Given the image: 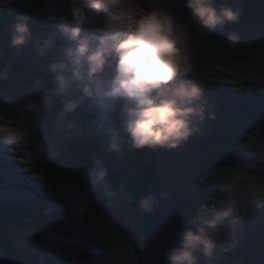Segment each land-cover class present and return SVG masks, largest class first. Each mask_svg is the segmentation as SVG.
<instances>
[{"label":"rangeland","instance_id":"374dc122","mask_svg":"<svg viewBox=\"0 0 264 264\" xmlns=\"http://www.w3.org/2000/svg\"><path fill=\"white\" fill-rule=\"evenodd\" d=\"M139 2L145 8L152 6L151 0ZM155 2L178 15L185 11L183 0ZM221 5L242 9L240 20L207 37L193 31L200 43L197 67L189 78L203 85L206 101V119L195 138L172 150H127L130 159L145 151L156 154L160 181L178 197L196 193L197 198L201 193L218 191L212 199L203 196L209 197L203 203L193 200L196 217L187 230L195 231L203 219L212 218L231 202L233 211L218 225L220 237L213 256L208 258L198 251L199 264H264V141L256 132L246 134L254 112L264 109V0H214V6ZM51 6L53 9H48ZM66 8L67 0H0V20L12 24L23 13L29 17L33 33V41L19 52L9 45L10 29L7 36L2 35L0 64L19 65L21 71L15 72L10 86L0 89V113L13 116L23 112L29 118L38 117L37 140L43 141L46 154L57 153L48 163L41 158L29 165L22 159V150L20 156H13L8 146L0 145V264H134L140 222L132 199L111 180L112 173L123 172L120 163L127 154L108 152L105 143L89 134L92 117L84 109L66 118L80 125V135L66 132L57 122L62 105L50 86L53 77L48 65L59 59L64 41L56 33L50 15H60ZM230 32L240 36L232 49L225 47ZM50 35L55 37V47L41 56L34 48L35 41L43 42ZM253 38L257 48L247 49V41ZM211 151L220 155L233 151L238 157L233 158L231 167L206 174L193 184L194 172ZM98 157L104 159L118 195L108 199L97 192L87 217L88 230L81 231L70 209L85 192L86 173ZM243 157L255 160L261 176L250 178L234 192L237 177L244 173L249 176L242 168ZM4 161L22 166L6 167ZM22 172L30 173L31 179L39 178L37 187L29 181L27 184L20 177ZM31 199L33 202H29ZM225 239L228 246L224 245Z\"/></svg>","mask_w":264,"mask_h":264},{"label":"clouds","instance_id":"9594fccd","mask_svg":"<svg viewBox=\"0 0 264 264\" xmlns=\"http://www.w3.org/2000/svg\"><path fill=\"white\" fill-rule=\"evenodd\" d=\"M151 3L145 8L139 0H67V8L55 18L64 45L48 71L54 96L62 105L58 125L80 135V125L66 118L84 109L92 117L89 134L117 155L126 144L136 150L177 149L199 131L206 119V101L203 85L189 78L197 67L200 43L193 31L211 36L237 23L242 13L228 5L217 8L214 0H183L182 15L155 0ZM239 40L237 32H230L225 47L232 49ZM32 41L29 17L22 13L10 26L9 45L19 52ZM55 44L50 35L43 42L37 39L34 48L43 56ZM6 79L8 73L0 71V81ZM38 132V117L0 113V145L22 150V159L29 165L41 158L48 163L57 155L46 154ZM86 176L85 192L70 209L81 231L88 230L87 217L97 192L108 199L118 195L104 159H94ZM166 195L161 191L159 199ZM158 203L157 196L149 194L141 197L139 206L151 213ZM232 211L229 202L212 218L203 219L195 231H185L179 246L165 253L168 264H199L198 251L211 258L220 237L218 225ZM228 243L225 239L224 245Z\"/></svg>","mask_w":264,"mask_h":264},{"label":"water","instance_id":"95a60500","mask_svg":"<svg viewBox=\"0 0 264 264\" xmlns=\"http://www.w3.org/2000/svg\"><path fill=\"white\" fill-rule=\"evenodd\" d=\"M0 71L8 73V79L0 81L2 82L0 89L3 90L11 85L13 75L15 72L19 73L21 69L19 65L14 67L3 62L0 64ZM255 132L258 138L264 141V109L254 116L246 134ZM232 160L233 153L231 152L224 155L211 152L200 165L194 182L206 174L231 167ZM156 169L155 163H148L136 173L141 188L134 196L135 203L139 206L141 197L149 194H155L159 200L158 206L151 213L144 214L142 250L135 256L137 264H168L165 253L175 247L186 226L184 214L189 208V202L166 192L165 198L159 199L163 186L154 183Z\"/></svg>","mask_w":264,"mask_h":264},{"label":"trees","instance_id":"16d2710c","mask_svg":"<svg viewBox=\"0 0 264 264\" xmlns=\"http://www.w3.org/2000/svg\"><path fill=\"white\" fill-rule=\"evenodd\" d=\"M242 4L245 5L246 3L242 2ZM10 25H11V23H5L2 20H0V32L2 33L3 36L8 35L7 33H8V30L10 29ZM257 45H258V42L256 41L255 38H253L251 40H248L245 46L247 49H256ZM258 112L259 111L256 110L254 113L257 114ZM230 134L231 133H229L228 137L231 141V135ZM192 138H195L194 135L192 136ZM216 142H217V144L219 143L218 140H216ZM225 144L227 145L228 143H225ZM129 148L131 149V146H128L126 149L123 150L124 153L127 154V156L120 163V165L123 169V172L119 171L120 172L119 174L112 173L111 180L114 183H117L119 186L121 185V187H123L125 193L132 199L133 209L135 210V212L138 216L139 222H140L138 227H137V232H138V236L140 239L139 240L140 242L138 243V249L137 250H138V252H140L142 250L141 241L143 239V234H144L142 224L144 221L145 212L134 201V196L138 193L139 189L141 188V185L136 178V173L140 169H142V167L147 165L148 163H155L157 169H156V176L154 178V183L157 185H162L163 186V192L172 194L173 196L175 195V193H170L171 191L169 190L168 186L164 182H161L159 179V176H158V173H159V171H158V159L156 158V154L154 155V153H147L145 151V152H140L137 155V158L130 159V157H129L130 155L128 154V150H127ZM208 149H210V148H208ZM232 150H235V147ZM229 152L234 154L233 158L238 157L236 154L237 152H233V151H229ZM202 163H200V165ZM241 163H242L243 170L249 176L244 175L245 174L244 173V174H241L239 177H237V179L234 182L235 185L233 186L234 192H236L237 189L244 187L250 181V178H251V180H254V179L258 178L259 176H261V173H260L259 169L257 168V164L255 163V160H250V159L243 157V158H241ZM232 164H233V160H232ZM199 167H198V170H199ZM198 170L194 172V177L192 179L193 184L196 183V182H194V180L196 178ZM217 193H218V191L217 192L213 191L211 194L208 193L209 195L206 193H201L200 194L201 196L200 197L198 196L199 198L198 197L196 198V195H195L196 193L193 196L191 195V193H189L188 195H186L184 197H182V196L179 197L183 201L189 202V204H190L187 212L184 214V217L186 219V226L182 232V236H183L184 232L187 231V229L193 225V223H194L193 219H195V217H196V216H194V212H192L193 210L194 211L196 210V208L194 207L195 202L193 200L196 198V203H198V202L203 203L204 200L209 199V197H203V196H210L212 199L213 197H215V195H217ZM209 202H210V200H209ZM178 246H179V243L177 242L175 247H178ZM138 252H136V253H138ZM134 264H137L136 260H134Z\"/></svg>","mask_w":264,"mask_h":264},{"label":"bare ground","instance_id":"6f19581e","mask_svg":"<svg viewBox=\"0 0 264 264\" xmlns=\"http://www.w3.org/2000/svg\"><path fill=\"white\" fill-rule=\"evenodd\" d=\"M48 9H53V7L51 6V7H49ZM51 16V18H53V22L54 23H56V17L58 16L57 14H51L50 15ZM2 146V145H1ZM9 150V149H8ZM9 151H11V150H9ZM13 151V150H12ZM8 153V152H7ZM22 153L21 152H19V150H15V151H13L12 152V155L13 156H20ZM1 157V156H0ZM1 158H3V157H1ZM1 161H2V159H1ZM4 163V166H10V165H12L13 167H16V168H18V167H21L22 165L21 164H19V163H14V162H7V161H4L3 162ZM20 177L27 183V181H29V182H31V185H34L35 187H37V184L36 183H39L40 181H38L39 180V178L38 179H31L30 178V173H25V172H22V174L20 175ZM22 182V183H24V184H26L25 182ZM28 184V183H27ZM17 185V184H16ZM21 186V185H20ZM28 187H29V185H28ZM17 188H19V187H17ZM22 188V187H21ZM25 188V187H24ZM22 191V190H21ZM19 193V192H18ZM21 195V194H20ZM23 195V194H22ZM27 195V194H26ZM23 197H24V195H23ZM29 199H30V197H29ZM29 202H33V200L31 199ZM47 202H49V201H47ZM47 202L45 203V205H46V207L48 208V204H47ZM32 205V204H31ZM57 254H58V252L57 251H55ZM59 258V257H58ZM62 260V259H61ZM63 261V260H62ZM54 264H64L63 262H61V261H54Z\"/></svg>","mask_w":264,"mask_h":264},{"label":"flooded vegetation","instance_id":"af4514ba","mask_svg":"<svg viewBox=\"0 0 264 264\" xmlns=\"http://www.w3.org/2000/svg\"><path fill=\"white\" fill-rule=\"evenodd\" d=\"M0 35H1V39H2V33L0 32ZM185 221H186V219H185ZM181 240V239H180ZM180 240L178 241V243L180 242Z\"/></svg>","mask_w":264,"mask_h":264}]
</instances>
